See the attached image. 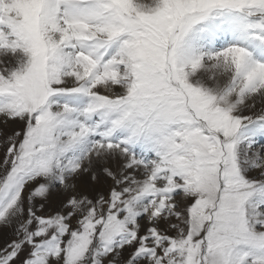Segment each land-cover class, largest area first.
Instances as JSON below:
<instances>
[{
  "label": "snow or ice",
  "instance_id": "snow-or-ice-1",
  "mask_svg": "<svg viewBox=\"0 0 264 264\" xmlns=\"http://www.w3.org/2000/svg\"><path fill=\"white\" fill-rule=\"evenodd\" d=\"M0 264H264V0H0Z\"/></svg>",
  "mask_w": 264,
  "mask_h": 264
},
{
  "label": "rangeland",
  "instance_id": "rangeland-1",
  "mask_svg": "<svg viewBox=\"0 0 264 264\" xmlns=\"http://www.w3.org/2000/svg\"><path fill=\"white\" fill-rule=\"evenodd\" d=\"M11 125H9L8 127L6 128H3L2 130V134H0V140H2L4 138V136L10 134L12 132V128H9Z\"/></svg>",
  "mask_w": 264,
  "mask_h": 264
},
{
  "label": "bare ground",
  "instance_id": "bare-ground-1",
  "mask_svg": "<svg viewBox=\"0 0 264 264\" xmlns=\"http://www.w3.org/2000/svg\"><path fill=\"white\" fill-rule=\"evenodd\" d=\"M10 125H11V124H10ZM9 128H12V129H13V128H14V126H13V125H11Z\"/></svg>",
  "mask_w": 264,
  "mask_h": 264
}]
</instances>
